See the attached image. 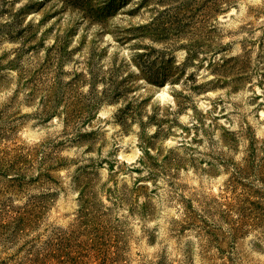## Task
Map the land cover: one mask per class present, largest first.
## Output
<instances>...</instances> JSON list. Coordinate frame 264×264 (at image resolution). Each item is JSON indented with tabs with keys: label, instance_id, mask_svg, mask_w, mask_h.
I'll list each match as a JSON object with an SVG mask.
<instances>
[{
	"label": "rangeland",
	"instance_id": "374dc122",
	"mask_svg": "<svg viewBox=\"0 0 264 264\" xmlns=\"http://www.w3.org/2000/svg\"><path fill=\"white\" fill-rule=\"evenodd\" d=\"M0 264H264V0H0Z\"/></svg>",
	"mask_w": 264,
	"mask_h": 264
}]
</instances>
